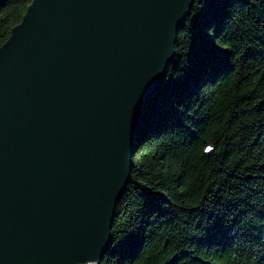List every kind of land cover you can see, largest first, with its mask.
Segmentation results:
<instances>
[{
    "label": "water",
    "instance_id": "obj_1",
    "mask_svg": "<svg viewBox=\"0 0 264 264\" xmlns=\"http://www.w3.org/2000/svg\"><path fill=\"white\" fill-rule=\"evenodd\" d=\"M29 1L0 47V264H100L195 0Z\"/></svg>",
    "mask_w": 264,
    "mask_h": 264
},
{
    "label": "trees",
    "instance_id": "obj_2",
    "mask_svg": "<svg viewBox=\"0 0 264 264\" xmlns=\"http://www.w3.org/2000/svg\"><path fill=\"white\" fill-rule=\"evenodd\" d=\"M174 50L100 264H264V0H195Z\"/></svg>",
    "mask_w": 264,
    "mask_h": 264
}]
</instances>
